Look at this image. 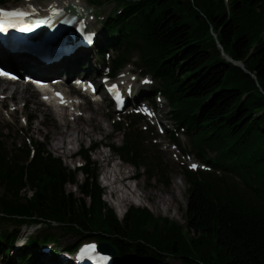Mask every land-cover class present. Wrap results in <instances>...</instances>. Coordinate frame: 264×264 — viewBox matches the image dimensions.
<instances>
[{"label": "trees", "instance_id": "16d2710c", "mask_svg": "<svg viewBox=\"0 0 264 264\" xmlns=\"http://www.w3.org/2000/svg\"><path fill=\"white\" fill-rule=\"evenodd\" d=\"M106 1L115 2L114 11L95 18L106 32L97 45L101 58L116 51L108 73L116 76L137 54L136 64L157 84L147 98L155 102L160 93L168 100L177 129L210 169L182 170L185 224L137 206L119 219L102 197L89 148H81L83 165L71 169L34 138L9 148L0 128V220L13 225L0 232L6 263L32 264L46 246L51 255L59 253L58 237L46 232L24 236L11 259L21 226L42 224L110 242L114 264H125L127 253L145 257L144 264H170V257L183 264H264V0ZM78 57L74 65L80 68ZM128 120V127L113 124L123 143L110 146L157 179L146 166L152 159L144 149L146 129L136 116ZM160 181L168 184L169 178ZM81 239L61 250L72 254Z\"/></svg>", "mask_w": 264, "mask_h": 264}, {"label": "rangeland", "instance_id": "374dc122", "mask_svg": "<svg viewBox=\"0 0 264 264\" xmlns=\"http://www.w3.org/2000/svg\"><path fill=\"white\" fill-rule=\"evenodd\" d=\"M23 1L24 0H0V8H10L9 6H15L17 4L21 5ZM38 1L43 3L42 6L48 2V0ZM82 1L84 2V7L93 8L92 12H90V19L92 20L90 21V23H92L90 28L93 34H95V40L92 46L88 48V51H82L78 53L80 54L78 59L81 67L77 68L76 65H74L76 63L75 61L72 62L73 64L71 63L68 65L73 68V73H71L68 77L62 75L63 80L58 87L54 88L56 92L61 94V97L71 100L74 105L72 108L67 107V111H62L61 109L54 111L50 105L46 104L42 100L41 93L34 91L30 86L21 87L14 85L10 86L11 88L6 89L5 91L2 87L0 89V128L3 129L2 132H4L6 135L4 140L9 148H14L16 146H23L27 140L34 138L38 141H41L49 152L60 157L66 166L74 169V166L77 164H83L84 160L76 154H73L70 157V154L66 155L63 153V150L76 152L80 149V147L88 148L90 144L98 142L120 146L123 143V136L120 131H117L114 128L113 124H120L124 127H128L130 124L128 118L130 116H136V120L140 121L139 125L141 128L146 129L144 136L147 140H145L144 149L147 150L152 156V159L147 160L146 166H150V171L155 174L157 179L150 180L144 166L137 168L128 162H125L127 168H124L122 172L125 174L132 171L137 173L138 179L134 182L136 184L139 183L140 187L136 192H138L139 195L141 194V196L143 194L145 195V192L150 194L151 192H156L161 186L165 189H168V191H171L169 186L173 183V180H177L179 182L180 188L175 193L173 206L170 208L168 213H157L151 206L153 202L159 198V194H168L166 191H158V194L153 193L147 198L144 197L145 199L141 205L138 203L141 202L140 197H133L130 193V200H127L126 202L120 201V203L117 204V193H110L108 187L104 185V179H102L107 163V159H103V154L108 155L109 152L108 148L106 147H98L97 150L89 152L91 159L96 161L99 166L98 181L103 188L102 197L104 201L115 210L119 219L124 217L130 206H137L140 208H149L158 217H168L180 224H185L184 214L187 208L188 183L184 178L182 170L184 167L194 170L197 168L208 169V167L202 164L203 161H201L195 155V153H192L190 140L185 135L183 130L177 129L175 120L172 117L168 100L164 98V96H159V94H157L155 96V102H152L154 107L152 108L150 105H146V92L151 88L155 89L157 84L148 74H144L143 70L136 64L137 54L133 55L132 62L134 63L127 65L118 75L112 79L119 81V78L122 75H126L130 78L131 87L127 88V85L125 86L127 82L123 84L131 94L128 98L126 106H124L121 110H117L115 105L110 103L109 98L104 95L105 86L103 83H101V81L104 80L106 83L111 81L106 80V75L104 74L111 70L109 67V62L111 58L116 55V51L115 49L110 48L108 55H105V60L101 58L100 50L97 48V45L100 41L105 39L106 32L99 23H96L95 15L107 16L114 11L116 4L114 1L109 2L106 0H101L102 3L100 4L94 2V0ZM51 75L55 78L58 77L55 73L48 74L47 76L52 77ZM76 75H84L86 77H94L96 79L98 82L97 86H100L99 91L96 94L97 98L99 97L100 99L99 101H91L89 98L83 96L81 92L77 90L74 91L69 79L70 77H74ZM0 83H2L3 86L7 84L3 82ZM15 90L16 92L14 93ZM54 101L57 102L56 99H54ZM139 102L143 103L141 104L142 107L139 109L135 108L134 104L137 105ZM81 113L83 116H79ZM95 114L104 128L103 132L92 130V126L85 123L87 118ZM63 115L65 117H63ZM119 121L123 123H119ZM60 126H62V129L66 131V137L63 144L64 147L61 148L60 151H56L52 146L60 136ZM79 128L92 130V136L85 135L82 132L78 133ZM78 134L80 139L71 142L72 137H75ZM173 134L178 138V143L173 140ZM117 157L118 153L115 151L112 157L114 160V165L118 163V161H116ZM155 157L158 160H153ZM159 161L161 162L160 165L154 166ZM193 164L197 165V167H191ZM114 165L111 167L109 165L110 176L114 174L116 178L120 170V164L118 166ZM164 175L169 178L168 184H164L160 181V178ZM78 177L80 180H82L84 175L79 172ZM113 180L114 177L111 179L112 185ZM134 182L131 184H134ZM124 183L129 182L124 181ZM66 188L68 191L74 192L76 196L81 195L74 184H67ZM26 192V190L22 191V195H24ZM2 193L3 190L0 187V195H2ZM172 212H174L176 216H171ZM3 228H9L12 230L13 225L0 220V232ZM46 232H52L56 234L58 237V243H60L59 247L61 249H64V246L75 243L81 239L75 233H64L56 225H23L20 228V237L14 246L15 253L12 251L10 255L11 259L13 260L15 258L16 251H18L19 247L24 245V236L30 234L32 236H42ZM87 240L88 239L84 238L81 239L80 242ZM103 243L106 244L105 246H109V249L112 251V253H115L116 249L113 244H110V242ZM2 245L3 242L0 241V264H7L5 257H3L4 252L1 248ZM49 248L51 250V246ZM61 249H59V253L54 256L51 255V252H48L44 248L42 250L43 253H40L39 256L33 260L32 264H67L68 262H72L73 259L68 257V255ZM145 259V257H141L133 253H127L124 257V263L144 264ZM168 260L170 264H183L181 259H174L170 257ZM71 264H73V262Z\"/></svg>", "mask_w": 264, "mask_h": 264}, {"label": "bare ground", "instance_id": "6f19581e", "mask_svg": "<svg viewBox=\"0 0 264 264\" xmlns=\"http://www.w3.org/2000/svg\"><path fill=\"white\" fill-rule=\"evenodd\" d=\"M69 3H74L76 5H80V6H84V2L82 0H48V2L46 4L43 5V3L39 2L38 0H24L23 3L21 5L17 4L15 6H9L10 8L16 7L19 5V7H22L23 9H27L28 12H33V11H39L41 12V7L45 8L46 10L52 9L54 7H66ZM2 9V8H0ZM89 18L90 15L86 18V16L80 15L78 17V21H82L84 24L89 23ZM76 26V24L73 25V27ZM0 46L5 48V46L3 44H1L0 42ZM5 53V52H4ZM0 48V61L4 62L6 65H9V69L10 71L15 70L17 72H23L26 71L27 75H32L35 74L36 71L37 72H41V73H55L57 75L62 76H66L68 77L71 73H73V68L71 66H67V65H63L58 64L56 66H54L52 69H43L42 66L34 61H37L36 58L34 59L32 56L30 55H18L19 60H13L12 56L6 55V53L4 54ZM34 60V61H33ZM41 67V68H40ZM16 73V72H13ZM37 79H41V78H37ZM54 80H59V78H54ZM49 82V81H48ZM121 84H125V86L131 87L130 83L131 80L129 77H127L126 75H122L119 78V81ZM3 87L4 91L6 89H10V85H5L3 86L2 83H0V89ZM17 90V89H16ZM16 90L14 91V93L16 92ZM72 90V89H71ZM25 92V91H23ZM22 92V93H23ZM58 92H56L55 90L53 91L52 95L50 96V99H56L57 100V107L54 106V104H50V106L52 107V109L55 111V109H61L62 111H67V107H71L74 105L72 103L71 100L69 99H65V97H61L60 95H57ZM96 95V94H95ZM99 98V97H98ZM97 98V99H98ZM61 100H63L64 102L62 103ZM66 115V114H65ZM79 116H83V114L81 113V115ZM62 117V116H61ZM63 117H65L63 115ZM86 124L91 125L92 126V130H97L99 132H103L104 128L102 127L101 122L98 120L96 114L92 115L91 117L87 118L85 121ZM92 130H85L84 128H79L78 133L82 132L85 135L88 136H92ZM60 136L58 137V139L54 142L53 144V149L56 151H60L61 148L64 147V142H65V137H66V131H64L62 129V126H60V130H59ZM72 135V134H71ZM79 134L76 135L75 137H72L71 142L75 141V140H79ZM63 153L67 154H74V152L71 151H67V150H63ZM104 157L107 156V154H103ZM121 174H118L116 176V178H114L113 180V185L112 186H108V189L110 191V193L116 192L118 195V202H116L117 204L120 203V201L126 202L127 200H130V193L133 194V197H137L136 191L139 189L140 185L139 183H137V187L134 189V185L133 184H129V183H124V184H120L121 180H124L122 178H120ZM169 188L171 189V191H168V189H165L164 187H159L157 189L156 192H151V194H158V191L161 192H167L168 194L166 195H161L159 194V198L157 200H155L153 202V204L151 205L153 210L155 212H160V213H168V211H170V208L173 206V201L175 199V193L178 191V189L180 188L179 182L177 180H173V183L169 186ZM121 193V194H120ZM148 192H145V195L143 194L142 196L147 198L151 195ZM144 198V199H145ZM141 200V199H140ZM139 205H141L143 203V201L141 200V202H138ZM118 206V205H117ZM120 206V205H119ZM171 216H176V214L174 212L171 213ZM72 262H68L67 264H71Z\"/></svg>", "mask_w": 264, "mask_h": 264}, {"label": "snow or ice", "instance_id": "6c2138e0", "mask_svg": "<svg viewBox=\"0 0 264 264\" xmlns=\"http://www.w3.org/2000/svg\"><path fill=\"white\" fill-rule=\"evenodd\" d=\"M54 14H59V10L53 9ZM29 13L22 9H0V32H6L8 28H15L17 24L22 21V19L27 16ZM22 31H28L27 28H22ZM0 76H9L11 79H16L15 76H11L10 74L0 71ZM117 85H112L110 91H116ZM57 95H60L59 93ZM63 103L64 101L61 100ZM191 167L195 168L197 165L193 164ZM96 252V245L89 244L85 245L80 252L79 259H83L86 256H91V254ZM95 258V257H94ZM100 260H108V257L100 256L98 257Z\"/></svg>", "mask_w": 264, "mask_h": 264}, {"label": "water", "instance_id": "95a60500", "mask_svg": "<svg viewBox=\"0 0 264 264\" xmlns=\"http://www.w3.org/2000/svg\"><path fill=\"white\" fill-rule=\"evenodd\" d=\"M83 9L85 10V8H83ZM224 56H226L229 60H232L231 57H229L225 53H224ZM234 63L241 66L242 68H244V63L242 61H234Z\"/></svg>", "mask_w": 264, "mask_h": 264}]
</instances>
